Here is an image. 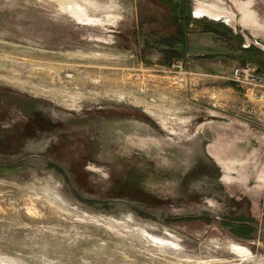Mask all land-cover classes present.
I'll use <instances>...</instances> for the list:
<instances>
[{
	"label": "rangeland",
	"instance_id": "1",
	"mask_svg": "<svg viewBox=\"0 0 264 264\" xmlns=\"http://www.w3.org/2000/svg\"><path fill=\"white\" fill-rule=\"evenodd\" d=\"M175 1L0 0V264H264L256 64L193 21L264 51V0Z\"/></svg>",
	"mask_w": 264,
	"mask_h": 264
},
{
	"label": "trees",
	"instance_id": "2",
	"mask_svg": "<svg viewBox=\"0 0 264 264\" xmlns=\"http://www.w3.org/2000/svg\"><path fill=\"white\" fill-rule=\"evenodd\" d=\"M175 3H174L175 10H176L175 12H178L177 10H179L180 14H181L182 8L188 5V8H187L188 13L186 12V9H184L185 15L188 14V16H185L182 11L184 28H187L190 22L189 19L193 18L191 14V8L189 7V0H177L175 1ZM193 21L196 24H199V25L201 24L203 26V31L217 34L218 38L222 39L228 45V47L236 48L239 59L243 58V61L245 63L249 61L255 63L259 71L264 73V51H260V49L254 47L253 45L248 48L242 47L244 38L241 34L234 33L233 29L231 28H230L231 34L229 33L222 34L220 33L221 31H219L217 28L219 22L210 21L208 20V18L205 19L204 17L202 18L195 17L193 18ZM233 39H235L234 41L237 44V46L235 47L234 45H231V41H233ZM181 41H183V44L187 43L185 36L184 38H181Z\"/></svg>",
	"mask_w": 264,
	"mask_h": 264
},
{
	"label": "built area",
	"instance_id": "3",
	"mask_svg": "<svg viewBox=\"0 0 264 264\" xmlns=\"http://www.w3.org/2000/svg\"><path fill=\"white\" fill-rule=\"evenodd\" d=\"M233 80L255 88H264V73L252 64L237 66L233 72Z\"/></svg>",
	"mask_w": 264,
	"mask_h": 264
},
{
	"label": "crops",
	"instance_id": "4",
	"mask_svg": "<svg viewBox=\"0 0 264 264\" xmlns=\"http://www.w3.org/2000/svg\"><path fill=\"white\" fill-rule=\"evenodd\" d=\"M246 90V94L248 96H253L254 100L257 102V104H259V112L262 114V117H264V88H255L250 85H247ZM248 132V127H246L245 133L248 134ZM262 138H264V134H262Z\"/></svg>",
	"mask_w": 264,
	"mask_h": 264
},
{
	"label": "bare ground",
	"instance_id": "5",
	"mask_svg": "<svg viewBox=\"0 0 264 264\" xmlns=\"http://www.w3.org/2000/svg\"><path fill=\"white\" fill-rule=\"evenodd\" d=\"M195 16L196 17H199V18H202V17H204V16H209L206 12H205V10H203V9H201L200 7H197L196 8V10H195ZM209 17H213V16H209ZM28 198V197H27ZM31 200V199H30ZM3 201V200H2ZM1 201V202H2ZM7 201V200H6ZM23 201V200H22ZM28 201V200H27ZM4 202V201H3ZM23 202H25V201H23ZM31 202V201H30ZM5 203V202H4ZM26 203V202H25ZM13 204H15V203H13ZM6 205H8V204H6ZM17 205V204H16ZM21 206H22V203L20 204ZM15 208V207H14ZM10 209V208H9ZM14 210V209H13ZM54 215V214H53ZM4 219V218H3ZM8 221V220H7ZM14 221V220H13ZM17 221V220H16ZM19 222V221H18ZM17 222V223H18ZM14 223V222H13ZM20 223V222H19ZM14 225H15V223H14Z\"/></svg>",
	"mask_w": 264,
	"mask_h": 264
}]
</instances>
